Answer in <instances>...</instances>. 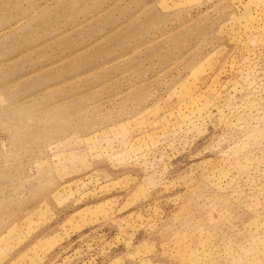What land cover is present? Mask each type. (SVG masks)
<instances>
[{"label": "rangeland", "instance_id": "rangeland-1", "mask_svg": "<svg viewBox=\"0 0 264 264\" xmlns=\"http://www.w3.org/2000/svg\"><path fill=\"white\" fill-rule=\"evenodd\" d=\"M0 264H264V0H0Z\"/></svg>", "mask_w": 264, "mask_h": 264}]
</instances>
